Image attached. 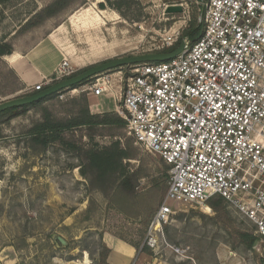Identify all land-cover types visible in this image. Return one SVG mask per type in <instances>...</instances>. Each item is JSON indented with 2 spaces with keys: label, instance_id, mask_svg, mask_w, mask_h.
<instances>
[{
  "label": "rangeland",
  "instance_id": "rangeland-1",
  "mask_svg": "<svg viewBox=\"0 0 264 264\" xmlns=\"http://www.w3.org/2000/svg\"><path fill=\"white\" fill-rule=\"evenodd\" d=\"M54 1L0 0V43L13 47L11 55L21 56L30 52L36 56L45 43L57 66L67 62L73 74L115 58L158 53L166 31L180 29L181 40L192 21L198 25L201 12L194 0H174L187 3V14L183 10L168 13L169 7H176L172 1L80 0L59 17L25 28ZM59 28L61 32H57ZM53 38L59 43H52ZM10 66L16 69L5 57L0 61V104L28 96L26 85ZM120 71L99 76L112 78L118 94ZM56 79L54 74L47 81L51 86ZM83 86L72 89L80 91ZM82 95L77 92L64 100L58 97L45 106L59 118H66L72 102ZM91 96L94 110L122 109V102L111 95ZM40 118L32 109L10 124L0 125V264H103L104 234L138 245L141 252L150 220L167 193L169 167L160 157L137 146L125 127L114 131L122 140L119 136L89 139L84 137L85 130L65 132L60 138L73 140L75 149L57 142L38 154L28 147L25 133ZM120 140L123 144L133 141L138 156L125 164L129 163L131 171H142L144 177L135 183L129 207L117 200L119 180L100 179L85 154ZM168 205L174 214L165 227L166 238L185 253L176 255L167 250L158 256L146 254L147 260L139 264H264V247L249 250L240 239L244 233L255 235L254 225L228 203L218 212L208 202L169 201ZM54 236L64 238L68 246H59Z\"/></svg>",
  "mask_w": 264,
  "mask_h": 264
},
{
  "label": "built area",
  "instance_id": "built-area-1",
  "mask_svg": "<svg viewBox=\"0 0 264 264\" xmlns=\"http://www.w3.org/2000/svg\"><path fill=\"white\" fill-rule=\"evenodd\" d=\"M194 1L201 34L195 42L183 38L185 48L176 58L121 68L119 94L112 78H99L104 73L59 96H113L122 102L117 111L127 134L169 167L164 202L142 245L155 256L185 253L166 238L174 214L168 202L202 205L214 197L252 223L264 247V0ZM171 3L188 13L185 1ZM180 34L166 31L158 53L175 48ZM70 70L64 62L56 80L74 76ZM49 83L28 89V95Z\"/></svg>",
  "mask_w": 264,
  "mask_h": 264
},
{
  "label": "trees",
  "instance_id": "trees-1",
  "mask_svg": "<svg viewBox=\"0 0 264 264\" xmlns=\"http://www.w3.org/2000/svg\"><path fill=\"white\" fill-rule=\"evenodd\" d=\"M79 1L80 0H55L36 15L37 21L35 23H30L29 21L25 28H36L51 19L59 17ZM192 23L193 25L184 33L181 40L187 37L191 42H195L200 37L202 27L199 24L196 25V21H192ZM179 44L180 42L175 48L166 50V52L174 51ZM12 53L13 47L11 45L5 42L0 43V61ZM88 82L89 81H86L81 85H85ZM20 90H22V88L18 91ZM66 91L67 90L52 95L31 105L5 111L0 115V125H8L14 119L26 115L32 109L37 110L41 118L39 121L33 123L25 135L28 137V147L35 150L38 154L43 153L50 145L57 142H62L75 149L76 147L73 140L67 141L60 138L65 132L73 133L76 130H85L86 135L84 137L89 139L95 138L96 136L121 137L120 134L117 135L114 131L125 127L124 119L115 113H105L103 115L92 114L88 98L90 95L89 93L83 94L81 99L72 102L73 108L67 112L68 116L66 118H59L49 107L45 106L46 103L57 99L60 94ZM0 138H2L1 129ZM122 138L123 137H121V140ZM121 140L114 143L111 147H94L86 151L85 154L90 163V167L97 171L100 179L114 177L119 180L120 187L117 190L118 193H116L119 196L117 200L121 206L129 207L132 205L131 194L133 195L135 192L134 185L144 177L142 171H131L129 169V163L125 164V161L135 160L137 158L138 149L133 146V141L127 140L126 144H123ZM208 204L215 212H218L227 205V202L221 197H214L208 201ZM240 239L249 250H256L260 240L254 234L245 233L240 235ZM57 244L60 245L59 243ZM130 244L135 248H139L138 245ZM141 253L150 255L152 252L146 247L142 249ZM108 254L109 250L105 248L102 261L103 264H107Z\"/></svg>",
  "mask_w": 264,
  "mask_h": 264
},
{
  "label": "crops",
  "instance_id": "crops-1",
  "mask_svg": "<svg viewBox=\"0 0 264 264\" xmlns=\"http://www.w3.org/2000/svg\"><path fill=\"white\" fill-rule=\"evenodd\" d=\"M145 3H165L171 2L174 0H140ZM61 32L62 29L59 28L57 32ZM52 39H49L51 41ZM48 43V42H47ZM54 44H58L59 41L57 38H53ZM43 49L36 56L31 55V52L27 55L21 56L19 55V59L15 63V68H11L14 70L17 78L20 79L22 85L26 89H34V87L40 83H44L50 77H53L56 73L59 66H57L56 61L52 55H50L48 48L45 43L42 45ZM25 84V85H24ZM91 97H96L92 95ZM90 110L94 115H103L105 113H115V111L104 112L97 111L93 109V104L91 99L89 98ZM103 244L109 250V254L107 257V264H139L147 260V255L141 253L137 248L132 246L131 244L122 241L121 239L110 235L104 234L103 236ZM151 257V256H149ZM154 260V258L152 259ZM156 260V259H155Z\"/></svg>",
  "mask_w": 264,
  "mask_h": 264
},
{
  "label": "water",
  "instance_id": "water-1",
  "mask_svg": "<svg viewBox=\"0 0 264 264\" xmlns=\"http://www.w3.org/2000/svg\"><path fill=\"white\" fill-rule=\"evenodd\" d=\"M167 12L168 13H181L182 8L180 6L169 7L167 9ZM184 48H185V42L182 40L179 46L172 52L143 54V55H138V56L115 58L112 60L105 61L101 64L90 67L80 73H77L70 78L64 79L62 81H58L57 83L51 86H48L42 92L1 103L0 104V115L7 110L31 105L33 103L44 100L52 95H56L60 92H63L67 89H72L106 72H111L117 69L129 67V66H135L139 64L163 63V62L170 61L176 58L184 50ZM54 241L56 243H59L60 244L59 246L63 248H66L68 246L67 241L60 236H54ZM259 246H260V243H258L257 248Z\"/></svg>",
  "mask_w": 264,
  "mask_h": 264
},
{
  "label": "bare ground",
  "instance_id": "bare-ground-1",
  "mask_svg": "<svg viewBox=\"0 0 264 264\" xmlns=\"http://www.w3.org/2000/svg\"><path fill=\"white\" fill-rule=\"evenodd\" d=\"M19 59V55L18 54H13L11 56H6L5 57V60L10 63L11 65L12 64H15L17 62V60Z\"/></svg>",
  "mask_w": 264,
  "mask_h": 264
}]
</instances>
